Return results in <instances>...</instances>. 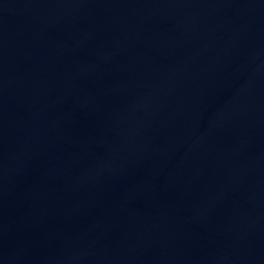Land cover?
I'll return each mask as SVG.
<instances>
[{"label":"water","instance_id":"95a60500","mask_svg":"<svg viewBox=\"0 0 264 264\" xmlns=\"http://www.w3.org/2000/svg\"><path fill=\"white\" fill-rule=\"evenodd\" d=\"M0 264H264V0H0Z\"/></svg>","mask_w":264,"mask_h":264}]
</instances>
